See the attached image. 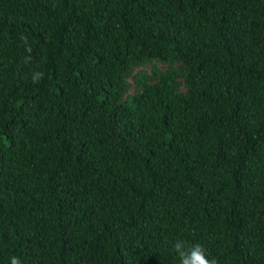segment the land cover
<instances>
[{"label":"trees","instance_id":"obj_1","mask_svg":"<svg viewBox=\"0 0 264 264\" xmlns=\"http://www.w3.org/2000/svg\"><path fill=\"white\" fill-rule=\"evenodd\" d=\"M177 242L264 264V0H0V264Z\"/></svg>","mask_w":264,"mask_h":264},{"label":"clouds","instance_id":"obj_2","mask_svg":"<svg viewBox=\"0 0 264 264\" xmlns=\"http://www.w3.org/2000/svg\"><path fill=\"white\" fill-rule=\"evenodd\" d=\"M176 249L180 256V264H218L217 258L211 257V253L207 252L200 244H196L185 251L184 245L177 242ZM12 264H20V262L18 259L13 258Z\"/></svg>","mask_w":264,"mask_h":264}]
</instances>
